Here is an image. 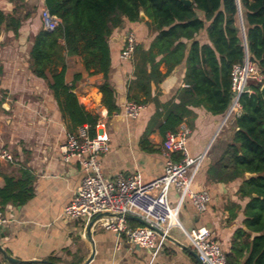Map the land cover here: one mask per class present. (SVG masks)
<instances>
[{
  "label": "crops",
  "instance_id": "crops-1",
  "mask_svg": "<svg viewBox=\"0 0 264 264\" xmlns=\"http://www.w3.org/2000/svg\"><path fill=\"white\" fill-rule=\"evenodd\" d=\"M0 8L11 12V0H0ZM241 17L242 33L245 28ZM128 28L131 30L115 31L109 40L112 53L109 78L115 89L119 111L109 116L102 103L98 86L104 82L103 74L84 75L75 92L86 110L99 116V130L109 139L110 151L100 159L104 176L115 179L139 174L142 183L148 184L164 174L165 137L157 128L146 139L145 133L158 105V110L165 114V105L179 103L176 93L186 87V63L175 67L158 87L153 86L152 97L156 102L142 105L138 119L127 118L124 105L129 102L127 89L134 80V67L132 61H124L120 57L126 35L133 31L145 49L154 38L145 23ZM42 29L40 15L23 24L18 39L13 33H4L0 37V100H3L0 107V149L8 150L15 159V163L0 160V171L19 178L20 170L28 169L35 176L34 197L28 203L0 206L10 221L7 227L0 229V249L21 264H84L93 248L95 254L89 264H198L190 254L171 242H166L156 257L147 249L125 240L117 248V235L103 228L101 222L91 230L92 244L86 240V221H69L63 217V210L72 201L84 174L75 160L69 163L62 160L60 147L68 136L65 121L46 82L33 76L28 68L30 39ZM197 39L201 44L208 43L203 35ZM68 63L71 65L72 61ZM160 70L167 73V66L162 65ZM233 103L234 98L223 115H213L204 106L189 107L195 114L193 127L183 123L191 131L187 145L190 156L202 158L192 188L207 190L211 202L208 210L200 214L186 199L180 208V222L186 229H209L213 239L226 253L234 232L243 227L242 211L247 200L240 199L237 194L240 183L215 184L209 180L207 172L238 131L237 120L242 111L240 105L233 106ZM4 184L1 178L0 187ZM178 199V193L172 189L169 196L172 206ZM170 235L191 247L181 229H172ZM0 264H9L1 251Z\"/></svg>",
  "mask_w": 264,
  "mask_h": 264
},
{
  "label": "trees",
  "instance_id": "trees-1",
  "mask_svg": "<svg viewBox=\"0 0 264 264\" xmlns=\"http://www.w3.org/2000/svg\"><path fill=\"white\" fill-rule=\"evenodd\" d=\"M191 1L187 6L180 0H45L50 14L61 24L54 31L42 29L31 37L28 68L46 82L68 135L87 126L94 138L100 118L79 102L77 85L84 75L103 74L104 82L98 86L102 103L109 116L118 112L109 78V40L117 30L145 23L154 38L147 49L137 41L132 60L134 80L127 89L129 102L141 106L156 102L153 86L158 87L175 67L186 63V87L176 93L179 103L165 105V114L158 105L146 139L156 128L164 137L176 133L183 123L192 128L195 114L189 107L204 106L213 115L225 114L234 98L233 68L248 56L263 80L253 81L249 85L252 93L240 97L238 131L207 173L215 184L240 183L237 194L247 200L243 227L233 234L227 264H264V98L260 92L264 84V0H239L248 53L236 0ZM24 2L11 0V12L0 8V37L13 33L18 39L23 24L35 13L26 9ZM142 14L148 21L141 19ZM200 35L207 38V44L197 39ZM76 59L79 66L74 68L68 62ZM162 65L167 66L165 74L160 70ZM247 174L253 177L246 179ZM1 178L5 183L0 187L1 207L23 206L34 197L35 176L30 170L21 169L19 178L0 171ZM129 224L140 227L135 222Z\"/></svg>",
  "mask_w": 264,
  "mask_h": 264
},
{
  "label": "built area",
  "instance_id": "built-area-1",
  "mask_svg": "<svg viewBox=\"0 0 264 264\" xmlns=\"http://www.w3.org/2000/svg\"><path fill=\"white\" fill-rule=\"evenodd\" d=\"M41 20L44 30L54 31L61 23L50 14L45 6V0H38ZM137 45L136 35L130 31L126 35L125 44L120 57L124 61H132ZM262 82L257 65L247 56L242 65H236L232 71V90L234 92L233 106H239L240 97L251 94L249 82ZM143 106L134 102L124 105V115L127 118L138 119ZM96 128V137L91 138L88 127H80L75 134H69L60 147L62 160L66 163L75 160L81 167L84 177L76 190L72 201L64 208L63 217L69 221L83 220L89 223L99 214L110 212L116 214H131L140 217L153 228L165 234L179 228L189 244L198 254L204 264H227V255L221 244L215 241L207 228L186 229L179 218L180 208L189 199L197 213L208 210L211 195L207 190H193L194 177L201 165L202 158H192L188 150L190 129L184 124L176 133H168L163 142L165 157L164 174L148 184H143L139 174L119 176L108 179L104 176L101 157L110 151L109 139ZM176 158H180L176 161ZM0 160L15 163L13 155L6 149H0ZM175 189L179 195L178 202L172 206L169 196ZM178 220L177 225L172 221ZM102 227L117 235V248L122 240L147 249L156 257L164 244L168 242L150 228L133 227L124 219L110 218L100 221ZM99 223V222H98ZM10 224L4 211L0 210V229ZM159 238V240H158Z\"/></svg>",
  "mask_w": 264,
  "mask_h": 264
},
{
  "label": "water",
  "instance_id": "water-1",
  "mask_svg": "<svg viewBox=\"0 0 264 264\" xmlns=\"http://www.w3.org/2000/svg\"><path fill=\"white\" fill-rule=\"evenodd\" d=\"M180 1L183 2L187 6H191L192 5V1L191 0H180ZM236 1H237V4H238L239 17H240V21H241V24H242V17H241L242 15H241V11H240V2H239V0H236ZM141 19L142 20H146L147 18L142 14L141 15ZM59 21L61 23V20L60 19H59ZM242 35H243V42H244V46H245V49H246V53H248L247 40H246L245 32H244L243 29H242ZM245 90L248 91L249 88L247 87ZM260 92H261V94H262V96L264 98V84L261 87ZM251 177H253V175H250V174H247L246 175V179H250ZM110 218L124 219V220L129 221V222H135V223L139 224L140 226H144V227L150 228L153 231H155L156 234L159 235L160 237H165L168 242H171L172 244H174L175 246L179 247L183 251H186L188 254H190L196 260V262L198 264H204V263L201 262V260L199 259L198 254L194 251V249L192 247L187 246V245L181 243L180 241L176 240L171 235L165 234L164 232H162L159 229L153 228L152 226H150L148 223H146L140 217L135 216V215H131V214H116V213H110V212H106V213L99 214L97 217H95L92 221H90L87 224L86 229H85L86 240L88 242H90V243L93 244V241H92V238H91V230H92V228L98 222H100L101 220H103V219H110ZM0 251L2 252L4 259L9 264H21L22 263L21 261L15 259L13 257H11L9 254H7L6 252H4L3 250L0 249ZM94 254H95V250L93 248V251H92L91 256L88 258V260L84 264H89L93 260Z\"/></svg>",
  "mask_w": 264,
  "mask_h": 264
},
{
  "label": "rangeland",
  "instance_id": "rangeland-1",
  "mask_svg": "<svg viewBox=\"0 0 264 264\" xmlns=\"http://www.w3.org/2000/svg\"><path fill=\"white\" fill-rule=\"evenodd\" d=\"M38 2H32L31 0H25V2L23 3V6L28 9V10H34V15L33 17H40V10H39V3L37 4ZM32 12V11H31ZM32 17V18H33ZM71 65L74 67V68H77L79 66V61H72ZM254 80H251L249 82V85L253 82ZM8 145H5V148H7Z\"/></svg>",
  "mask_w": 264,
  "mask_h": 264
},
{
  "label": "bare ground",
  "instance_id": "bare-ground-1",
  "mask_svg": "<svg viewBox=\"0 0 264 264\" xmlns=\"http://www.w3.org/2000/svg\"><path fill=\"white\" fill-rule=\"evenodd\" d=\"M172 225H177L178 224V222H177V220L176 219H174L173 221H172V223H171Z\"/></svg>",
  "mask_w": 264,
  "mask_h": 264
}]
</instances>
